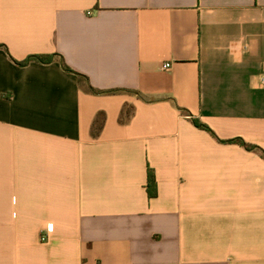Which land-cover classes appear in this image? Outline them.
<instances>
[{"label": "crops", "instance_id": "crops-1", "mask_svg": "<svg viewBox=\"0 0 264 264\" xmlns=\"http://www.w3.org/2000/svg\"><path fill=\"white\" fill-rule=\"evenodd\" d=\"M0 44V264H264V0H0Z\"/></svg>", "mask_w": 264, "mask_h": 264}, {"label": "trees", "instance_id": "trees-1", "mask_svg": "<svg viewBox=\"0 0 264 264\" xmlns=\"http://www.w3.org/2000/svg\"><path fill=\"white\" fill-rule=\"evenodd\" d=\"M0 48H4L6 50V47L3 45V44H0ZM53 60H57L61 67L67 71V72H72V73H75L76 75L79 76V78L81 80H84L87 84H88V81H87V78L86 76L80 74V73H77L75 71H73L64 61L63 57L58 54V53H52V54H32V55H28L25 59L21 60V61H16L14 60L17 64H20V65H25L29 62H32V61H35V62H40V63H49ZM87 89L89 92L91 93H114V92H118V91H124V90H128L130 91L129 89H122V88H115V89H107V90H98V89H95L93 88L91 85H87ZM128 113V112H127ZM194 123L198 126V127H201V128H204V129H207L209 131H211L210 128H208V126H206L205 124L197 121V120H194ZM212 132V131H211ZM229 142H236L238 144H240L241 146L245 147L246 149L248 150H253V149H257L260 154L264 157V149L256 146V145H253V144H250V143H247L245 142L243 139L241 138H233V139H229L228 140ZM147 193L150 197L152 196H155L156 194V187H155V178H154V173L152 172L151 169L148 170V182H147Z\"/></svg>", "mask_w": 264, "mask_h": 264}, {"label": "built area", "instance_id": "built-area-1", "mask_svg": "<svg viewBox=\"0 0 264 264\" xmlns=\"http://www.w3.org/2000/svg\"><path fill=\"white\" fill-rule=\"evenodd\" d=\"M170 65H171L170 62H165V63H163L162 67H163L164 69H167V68L170 67ZM47 238H48V237H47L46 235H42V236H41V240H42V241L47 240Z\"/></svg>", "mask_w": 264, "mask_h": 264}]
</instances>
